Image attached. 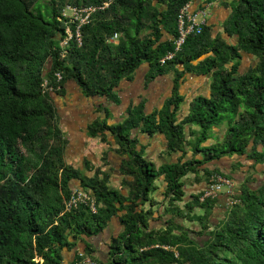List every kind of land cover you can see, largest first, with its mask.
Here are the masks:
<instances>
[{
  "label": "trees",
  "instance_id": "trees-1",
  "mask_svg": "<svg viewBox=\"0 0 264 264\" xmlns=\"http://www.w3.org/2000/svg\"><path fill=\"white\" fill-rule=\"evenodd\" d=\"M105 1L0 0V264H63L62 249L74 244L72 238L97 234L114 216L123 229L112 237L104 264H264V180L233 194L236 201L213 228L209 215L217 197L201 200L203 190L186 204L189 211L196 204L205 209L191 215L202 228L185 229L175 221L184 217L175 203L184 197L188 174L234 153L264 164V0H234L223 32L206 24L164 62L161 58L174 50L178 13L188 0H112L82 24V43L72 38L64 53L67 5ZM245 53L257 62L240 71ZM143 62L151 64L148 79L174 73L173 94L163 107L145 114L141 102L121 124L96 119L88 125L89 135L100 133L102 139L109 129L118 151L127 155L120 165L124 193L110 185L101 167L87 176L67 163L52 93L63 94L66 81L74 79L86 96L113 97L119 82ZM190 72L211 75L210 93L196 96L178 121L180 86ZM45 79L52 89L43 86ZM188 123L198 126L190 140ZM223 123L224 146L206 143ZM138 127L149 135L164 134L171 152H186L190 144L195 156L157 166L137 149L132 130ZM202 170L208 180L215 174L231 179L218 168ZM160 177L170 199L165 211L173 219L153 227L157 202L151 193ZM76 182L90 190L96 213L83 204L65 211ZM203 234L208 238L200 241Z\"/></svg>",
  "mask_w": 264,
  "mask_h": 264
},
{
  "label": "crops",
  "instance_id": "crops-1",
  "mask_svg": "<svg viewBox=\"0 0 264 264\" xmlns=\"http://www.w3.org/2000/svg\"><path fill=\"white\" fill-rule=\"evenodd\" d=\"M233 1L214 0L211 2L207 24L212 26L215 33L224 31L223 26L229 17L230 4ZM199 5H203V3L197 0L194 7ZM165 37H169V34H165ZM240 60V71L247 70L257 62V58L249 53L243 54ZM150 69L151 64L143 62L130 78L125 77L119 82L115 87L113 97L107 95L86 96L74 79L66 81L63 94L52 93L57 108V124L66 140L65 158L67 163L78 168L83 175L87 176L94 174V168L101 167L109 175L110 185L121 189L124 193H127V188L122 185L124 176L120 172V165L127 155L118 151L119 145L116 142L115 135L109 129L105 130L106 138L102 139L100 133L94 136L89 135L88 125L96 119L103 120L110 126L121 124L129 116V109L141 102L144 105L143 112L145 114L161 109L166 100L173 94L174 73L170 71L158 74L153 79H148ZM211 79L210 74L186 73L180 86V93L184 96V100L177 112L178 121H182L186 117L190 102L196 96L209 95ZM59 104H61V107ZM223 124L213 128L214 134L206 143L215 144L219 143L221 138L224 140L227 125ZM185 129L188 140L194 139L195 135H191V129H198V126L188 123ZM220 132L222 133L221 138L219 137ZM132 136L137 138V149L141 150L144 157L157 166L163 163L177 162L179 159L185 161L195 156L190 144L186 146V152L169 151L166 138L161 132L149 135L138 127L132 130ZM196 157L201 158L202 154L198 153ZM204 167L218 168L230 175L233 181L232 193H229L225 187L217 196V201L209 215L210 228L217 225L228 213L233 204H231V200L235 199L233 194L240 192L241 189L247 186H259L264 180V164H256L247 154L225 155L204 164L198 173H190L184 178V197L181 201L175 203L184 213V217H176L175 221L183 225L185 229L199 231L202 228L203 222L198 219L191 220V215H203L205 209L196 204L189 211L186 204L206 187L208 179L202 170ZM203 175H205V178H203ZM75 184L79 186L78 182ZM156 184L157 188L151 193L152 198L157 202L153 205L155 213L151 224L153 227H165L167 220L173 219V215L165 211L170 205V199L165 196L166 182L163 177L157 179ZM145 206L150 207V204L146 203ZM122 229L123 226L119 217L114 216L106 227L97 234L82 235L81 238L76 239L72 238L74 244L65 246L62 249L63 264H69L77 259L81 251H84L99 263H106L110 257L111 239L119 234ZM198 237L208 238L205 234ZM88 246H90V249H88Z\"/></svg>",
  "mask_w": 264,
  "mask_h": 264
},
{
  "label": "built area",
  "instance_id": "built-area-1",
  "mask_svg": "<svg viewBox=\"0 0 264 264\" xmlns=\"http://www.w3.org/2000/svg\"><path fill=\"white\" fill-rule=\"evenodd\" d=\"M112 0L105 1L103 5L96 6H73L67 5L65 10L72 11V15L66 16V12L64 10V16H66L69 20L66 22L65 36L61 40L60 44L63 48V52L66 53V47L69 44V41L74 38L78 42V44L82 43L80 28L82 24L89 21L90 16L93 12H95L98 8H104L111 3ZM197 0H188L183 4L180 8L177 18L178 23V35L174 39V50L169 51L161 61L164 62L167 59H172L176 52L180 51L185 43L186 38L193 33H201L203 27L207 24V19L210 13V5L214 0H200L203 5L195 6ZM75 24V30H72L73 25ZM118 38V33H115L113 36V40ZM57 80L60 81L62 79V74L60 72L56 73ZM48 80L45 79L43 82V86L45 88L52 89L49 87ZM227 188L229 193L233 192V181L232 179L220 175H213L207 182L206 187L203 189L202 195L200 197L201 200H204L209 197H217L224 188ZM236 200L232 199L231 204ZM85 205L89 207V209L96 213L98 210V205L91 194L90 190H86L80 186H74L72 191L65 202V211H69L79 205ZM69 264H101L98 261L92 259L88 256L84 251L79 253V257Z\"/></svg>",
  "mask_w": 264,
  "mask_h": 264
},
{
  "label": "rangeland",
  "instance_id": "rangeland-1",
  "mask_svg": "<svg viewBox=\"0 0 264 264\" xmlns=\"http://www.w3.org/2000/svg\"><path fill=\"white\" fill-rule=\"evenodd\" d=\"M65 12H66V14H67L66 16H69V15L71 16V15H72V11H70L69 9H68V10H65ZM59 106L61 107V104H59ZM222 125H224V124H221V125L219 124L218 126H222ZM221 134H222V133L220 132V133H219V137H220V138H221ZM220 138H219V139H220ZM221 139H222V138H221ZM221 139H220L219 143H216L218 147H223V146H224L223 139H222V140H221ZM204 176H205V175H203V178H205ZM77 185H78V184H74V186H77ZM217 216H218V215H217ZM204 238H205V236H204ZM204 238H203V237H198V239H199L200 241L203 240Z\"/></svg>",
  "mask_w": 264,
  "mask_h": 264
}]
</instances>
